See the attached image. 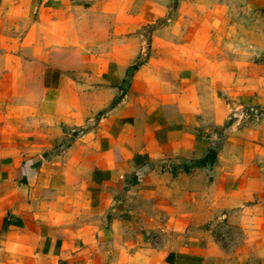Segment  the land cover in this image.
<instances>
[{
	"label": "crops",
	"instance_id": "1",
	"mask_svg": "<svg viewBox=\"0 0 264 264\" xmlns=\"http://www.w3.org/2000/svg\"><path fill=\"white\" fill-rule=\"evenodd\" d=\"M168 13L0 0V264L264 257V120L237 115L264 108V61L221 48L226 18L184 39Z\"/></svg>",
	"mask_w": 264,
	"mask_h": 264
},
{
	"label": "rangeland",
	"instance_id": "2",
	"mask_svg": "<svg viewBox=\"0 0 264 264\" xmlns=\"http://www.w3.org/2000/svg\"><path fill=\"white\" fill-rule=\"evenodd\" d=\"M169 7L168 17H178L179 13L184 12V17L187 18V23L178 25V34H182L185 39V34L192 32H198L196 25L202 17L213 14V19L218 16L226 18L224 23L216 24L215 29H210V33L223 34L224 36L220 41L221 48L224 51H247L250 53L253 61H264V0H164ZM184 8V10L182 9ZM228 18L233 21L231 25L227 24ZM165 21L164 18L158 19L157 24ZM189 20V21H188ZM223 23V24H221ZM225 25V26H224ZM224 26V27H223ZM228 27L232 28V34H228ZM152 28V27H151ZM149 25L144 26L143 34L146 36L142 40L145 52L142 55V59L145 58L147 53V39L149 40V33H151ZM231 36V37H230ZM148 51V50H147ZM142 59L140 61H142ZM238 117L243 119H256L260 118L264 120V108L259 106H245L238 112ZM225 214L219 217L218 228L221 234L224 236L225 226L223 221L225 220ZM248 262H242L236 259L235 264H264V257H258L257 255L250 254Z\"/></svg>",
	"mask_w": 264,
	"mask_h": 264
},
{
	"label": "trees",
	"instance_id": "3",
	"mask_svg": "<svg viewBox=\"0 0 264 264\" xmlns=\"http://www.w3.org/2000/svg\"><path fill=\"white\" fill-rule=\"evenodd\" d=\"M132 68H136V65H133Z\"/></svg>",
	"mask_w": 264,
	"mask_h": 264
}]
</instances>
